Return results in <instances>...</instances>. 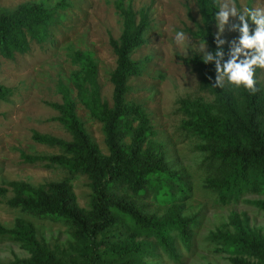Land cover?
Wrapping results in <instances>:
<instances>
[{
	"label": "trees",
	"instance_id": "trees-1",
	"mask_svg": "<svg viewBox=\"0 0 264 264\" xmlns=\"http://www.w3.org/2000/svg\"><path fill=\"white\" fill-rule=\"evenodd\" d=\"M199 14L197 29L190 35L207 45L215 55L217 45L212 23L218 10L215 0H194ZM65 0H25L13 7L0 6V54L13 58L28 50L29 41L38 43L49 37V27L61 15L57 9ZM121 17V29L108 44L114 54L109 73L110 103L102 99L96 78V66L89 53H72L77 68L69 82L56 86L60 102L48 104L57 111L53 117L69 133V139L33 131L31 138L39 143L56 146L51 154L20 152L23 161L44 163L65 170L61 180H48L35 186L25 181H7L11 196L7 204L37 216L59 220L67 225L75 248L63 254L38 242L31 229L19 220L11 228L0 225V234L22 242L31 257L14 264H136L149 246L134 244V235H152L155 246L176 258L174 236L188 246L194 219L177 211L156 215L144 210L140 200L150 197L167 205L182 199L186 179L170 169L162 144L151 138L154 134L140 104L125 99L129 90L127 79L140 73L142 62L130 57L134 48L144 42L143 31L148 25L146 8L133 10L122 0L114 2ZM239 23L238 19L237 22ZM253 26V23H252ZM253 28V27H251ZM252 31V29H251ZM237 38L239 32L236 31ZM224 59L228 51L223 46ZM200 73L199 82L214 98L212 102L181 98L187 115L182 119L186 130L199 137L198 148L205 153V169L210 188L220 202L236 199L242 193L264 192V91L257 83L253 94L229 85L214 86L215 63L205 64L203 58L185 57ZM9 87L0 83V101ZM92 118L101 123L106 152L101 153L90 138L75 112L76 100ZM82 173L88 179V209L75 201L68 179ZM264 210V199L254 201ZM233 231L211 233L220 250L235 254L232 264H264V230L251 231L232 214ZM145 246V249H141Z\"/></svg>",
	"mask_w": 264,
	"mask_h": 264
},
{
	"label": "rangeland",
	"instance_id": "rangeland-1",
	"mask_svg": "<svg viewBox=\"0 0 264 264\" xmlns=\"http://www.w3.org/2000/svg\"><path fill=\"white\" fill-rule=\"evenodd\" d=\"M21 1L25 0H0V6L10 8ZM46 1L54 3L56 0ZM65 1V6L57 9L61 16L50 25L49 37L45 41L38 43L30 40L28 50L16 53L13 58L0 54V83L9 87L7 97L0 101V225L11 228L19 220L31 229L38 242L63 254L76 247L67 225L9 206L7 199L12 192L6 183L21 180L35 186L48 180H61L67 175L64 169L57 166L25 162L20 152L51 154L59 151L56 146L33 140V131L70 138L69 133L53 118L57 111L48 103L61 101L56 89L59 82L71 86L69 75L77 68L72 56L75 50L90 54L96 66L100 96L108 103L111 101L108 76L114 65V54L108 37H116L121 29L115 0ZM122 1L133 10L146 8L149 18L143 31L144 42L130 53L131 58L142 62V67L140 73L128 77L129 90L125 99L141 105L154 131L151 138L162 144L170 169L177 170L186 179L182 199L167 205L159 204L150 197L139 202L148 213L159 215L177 211L194 219L188 246L174 236L176 258L155 246L152 235H134V244L152 248L151 253L141 256L136 264H232L229 257L235 254L221 251L210 235L225 229L233 231L232 214L249 230H264V210L254 203L256 199H264V192H246L236 199L220 202L207 180L205 153L198 148L202 140L182 124L187 115L181 107V98L201 102H212L214 98L199 82V71L184 59L191 56L203 58L204 53L199 51L201 45L206 46L209 52L204 42L190 35V30L197 29L199 24L195 1ZM236 6L239 10L264 7V0H236ZM236 22L237 18L230 17L222 39L228 42L237 39L236 31L230 30ZM249 26L254 31L255 25L252 26L250 20ZM179 31L187 36L184 44L176 42L175 36ZM218 31L214 19V39ZM223 46L229 52V43ZM256 79L264 91V70L257 69ZM71 93L74 96L73 87ZM75 112L99 151L105 153L101 123L89 116L77 100ZM68 182L78 206L88 209L90 187L85 174L75 173ZM145 246L141 249L144 250ZM30 257L21 241L0 234V264L29 261Z\"/></svg>",
	"mask_w": 264,
	"mask_h": 264
},
{
	"label": "clouds",
	"instance_id": "clouds-1",
	"mask_svg": "<svg viewBox=\"0 0 264 264\" xmlns=\"http://www.w3.org/2000/svg\"><path fill=\"white\" fill-rule=\"evenodd\" d=\"M218 11L215 19L219 31L215 37L217 45L215 55L206 51V46L201 45L199 51L204 53L205 64L214 62L216 77L214 86L223 88L229 85L255 93L257 89L256 71L264 70V7H250L239 10L236 0H215ZM230 17L237 18L239 23L231 25V31H238L239 37L231 42L222 39L225 26L229 24ZM249 20L255 25L254 31L250 30ZM177 44H184L187 36L179 31L175 36ZM229 43L228 59L225 60L223 45Z\"/></svg>",
	"mask_w": 264,
	"mask_h": 264
}]
</instances>
